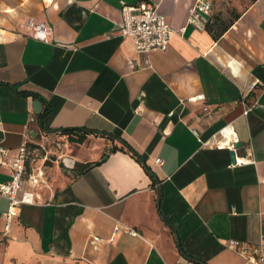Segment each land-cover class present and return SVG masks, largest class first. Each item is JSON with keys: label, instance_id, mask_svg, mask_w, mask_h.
I'll use <instances>...</instances> for the list:
<instances>
[{"label": "crops", "instance_id": "obj_1", "mask_svg": "<svg viewBox=\"0 0 264 264\" xmlns=\"http://www.w3.org/2000/svg\"><path fill=\"white\" fill-rule=\"evenodd\" d=\"M140 1L0 0V145L12 157L43 144L53 190L7 236L0 198V264H247L228 241L258 243L264 214V0H215L201 29L188 23L196 0H148L172 33L146 56L118 34L122 7ZM30 19L50 27L47 42ZM228 123L246 161L233 168L229 150L201 144ZM70 128L82 135L58 134ZM122 142L138 159L109 153Z\"/></svg>", "mask_w": 264, "mask_h": 264}, {"label": "built area", "instance_id": "obj_2", "mask_svg": "<svg viewBox=\"0 0 264 264\" xmlns=\"http://www.w3.org/2000/svg\"><path fill=\"white\" fill-rule=\"evenodd\" d=\"M215 0H196L194 8L188 18V23L197 29L205 27L207 16L210 15ZM122 22L118 26V34L122 38L132 41L135 53L146 56L153 52H165L169 47L172 30L159 12L158 7L148 0L140 1L135 5H124L122 7ZM27 29L33 38L41 42H47L51 29L44 23L32 19L26 23ZM192 102L203 100V96H195L189 99ZM250 111L246 108L243 113L247 115ZM216 113L209 106L202 108L198 117L201 122H207ZM195 135H198L194 131ZM239 141L233 131L231 123L212 134L207 140L201 142L204 147L226 149L236 151ZM10 149L0 145V167L10 171L8 182L0 183V198L7 200L8 206L3 214L5 222L3 235L7 236L11 230L13 220L18 216L22 206L51 205L50 201L40 203V194L43 191L53 192L48 182L45 170L49 162L46 147L41 143H30L23 141L14 156L9 157ZM235 164H229L228 168L245 164L244 159H235ZM123 231L131 236L138 233L129 227L115 226L114 233ZM228 247L239 255L247 264H264V214H260V234L258 243L251 245L237 240H229Z\"/></svg>", "mask_w": 264, "mask_h": 264}, {"label": "trees", "instance_id": "obj_3", "mask_svg": "<svg viewBox=\"0 0 264 264\" xmlns=\"http://www.w3.org/2000/svg\"><path fill=\"white\" fill-rule=\"evenodd\" d=\"M1 85V84H0ZM9 86V85H8ZM9 87H11V88H13L15 91H17V93L20 95V96H24V97H33V98H38V96L36 97V95H34V94H31V93H29V92H27V91H18L17 90V86H9ZM39 101L41 102V100L39 99ZM49 113V108H48V106L47 105H45V106H43V109H42V111L40 112V114H39V116H38V119H43V117L45 116V115H47ZM81 132H83L82 130H80V129H61V130H58V134L59 135H61V136H66V137H73V136H78V135H82V133ZM84 133H87L86 131L84 132ZM122 148H117V147H114V148H112L110 151H109V153H112V152H115V151H117V150H119L120 149V151H125L126 153H128V154H130L131 156H133V157H135V158H137V156H136V153L132 150V148H130L129 147V145H127L125 142H122ZM124 148H125V150H124ZM107 155H105L104 157H106ZM103 157V158H104ZM138 159V158H137ZM99 163H94V164H91V165H87V166H84V168L80 171V173H82V172H84V171H86V170H88V169H90V168H92L93 166H95V165H98ZM144 164V163H143ZM178 249H179V252L184 256V257H186L187 259H189L190 261H192V262H199V261H197V260H194L193 258H191L190 256H188L187 254H185L184 252H183V250L181 249V247L178 245Z\"/></svg>", "mask_w": 264, "mask_h": 264}, {"label": "water", "instance_id": "obj_4", "mask_svg": "<svg viewBox=\"0 0 264 264\" xmlns=\"http://www.w3.org/2000/svg\"><path fill=\"white\" fill-rule=\"evenodd\" d=\"M34 103L32 104V108H33V113L34 114H36V115H39L40 114V112H41V107H42V105H41V103L42 102H40L39 100H35V101H33ZM240 147V144L239 145H237L235 148H236V150L238 149ZM229 156H230V161H231V163L232 164H235V152L234 151H230L229 152Z\"/></svg>", "mask_w": 264, "mask_h": 264}, {"label": "rangeland", "instance_id": "obj_5", "mask_svg": "<svg viewBox=\"0 0 264 264\" xmlns=\"http://www.w3.org/2000/svg\"><path fill=\"white\" fill-rule=\"evenodd\" d=\"M46 172H47L46 175L49 174V173H48V170H47Z\"/></svg>", "mask_w": 264, "mask_h": 264}]
</instances>
